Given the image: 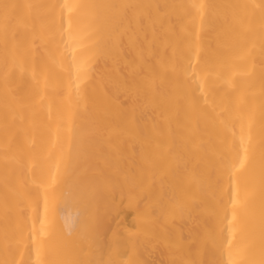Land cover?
Returning a JSON list of instances; mask_svg holds the SVG:
<instances>
[{
    "label": "bare ground",
    "instance_id": "6f19581e",
    "mask_svg": "<svg viewBox=\"0 0 264 264\" xmlns=\"http://www.w3.org/2000/svg\"><path fill=\"white\" fill-rule=\"evenodd\" d=\"M0 264H264V0H0Z\"/></svg>",
    "mask_w": 264,
    "mask_h": 264
}]
</instances>
